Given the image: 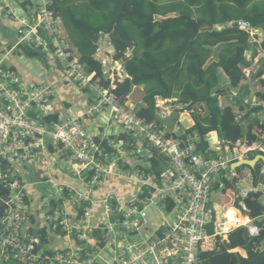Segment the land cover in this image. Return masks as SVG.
Instances as JSON below:
<instances>
[{
    "label": "built area",
    "instance_id": "obj_1",
    "mask_svg": "<svg viewBox=\"0 0 264 264\" xmlns=\"http://www.w3.org/2000/svg\"><path fill=\"white\" fill-rule=\"evenodd\" d=\"M57 1L22 0L21 15L15 13L17 6L6 5V18H12L21 26L15 47L11 51L0 47V264H102V254H106L112 264H198L201 252L213 251L217 239L227 240L233 230V225L228 224L230 211L224 221H218L210 208L212 190L226 192V183L231 182L235 204L238 203L235 210L242 214L248 212L246 199L264 200V184H254L250 167L232 170L236 163L264 156V98L243 99L230 90L238 120L249 113L251 119L258 120L259 126L254 132L257 139L233 143L211 132L207 136L209 156L206 157L197 152L198 135H188L189 128L182 129V119L173 131L178 138H167L165 126L161 129L147 123L137 115L134 106L120 103L115 92L118 84L133 80L126 64L133 59L135 48H128L118 59L109 39L108 49H97L95 58L101 64L108 87L102 80H95V74L88 73L62 30V20L55 16ZM233 25L248 35L249 42L264 58V30L248 21ZM24 48L52 56L74 84L92 95V103L77 113L68 114L63 121L49 120L55 91L46 85L28 86L16 70L4 65L8 54ZM243 73L247 79L251 77L250 71ZM182 108L176 100L156 97L157 116L161 121ZM103 113H107L132 141L143 142L156 150L168 170L158 176L141 167L127 169L123 166L124 160L132 151L124 143L107 136L100 141L89 137L83 121ZM185 114L192 116L189 112ZM49 142L56 147L70 174L84 180L88 178L92 188L102 187L110 176H120L140 182V196L130 203H121L116 196L108 194L101 201L108 224L95 228L89 222L94 201L87 195H70L66 187L50 180L55 192L41 201L43 227H28L32 186L24 180V172L36 166ZM261 172L264 174V167ZM168 198L174 199L176 216L163 236L143 244L120 243V231L128 235L139 233L148 224V209L165 212ZM61 202L73 203L82 209V214L70 217L59 207ZM245 227L251 237L260 236L264 215L258 222L250 220ZM43 231L47 239H43ZM96 232L100 233L97 239ZM51 235L75 241L77 246L55 249ZM260 249L264 251V243Z\"/></svg>",
    "mask_w": 264,
    "mask_h": 264
},
{
    "label": "trees",
    "instance_id": "obj_2",
    "mask_svg": "<svg viewBox=\"0 0 264 264\" xmlns=\"http://www.w3.org/2000/svg\"><path fill=\"white\" fill-rule=\"evenodd\" d=\"M222 5L217 7L216 2ZM231 2L232 10L247 8L249 0H59L55 4V16L60 18L66 30L71 48L78 54L80 63L88 73L95 74V80H102L101 64L96 60L100 38L108 39L116 51V58L125 55L128 48H135L134 57L126 64L133 80L118 84L115 94L120 103L127 104L134 87L144 86L143 104L136 107L137 115L147 123L161 129L164 122L157 116L156 97L175 99L182 109L178 114L192 113L195 125L187 130L188 135H198L197 152L209 156L207 136L211 132L229 142L247 139L255 141L254 135L259 122L251 119L250 113L240 121L233 106H220L219 96L228 91L239 90L241 96L251 94L248 85L243 84V68L250 67L245 53L251 49L248 35L236 25L216 29L219 24L233 21L224 2ZM26 8V5H24ZM237 6V7H236ZM198 11V18L193 16ZM222 20L216 19L219 14ZM248 21L255 28L264 30V14L255 9ZM262 26V27H261ZM216 56V59L214 58ZM218 71H222L227 85L216 90ZM264 76V66L254 79ZM264 86V81L261 79ZM264 98V92H257ZM175 111V112H176ZM49 120L52 121V118ZM167 138H178L170 131ZM156 155L151 159L152 171L160 176ZM254 159V158H252ZM264 162L252 169L254 184H264L261 172ZM89 179H87L88 182ZM227 187H233L227 182ZM248 216L258 222L264 215V200L257 198L244 201ZM167 212L175 208L168 201ZM238 205V204H237ZM82 209L80 214H82ZM244 223L248 219L244 218ZM260 224V223H259ZM212 233V230H210ZM43 239H47L45 231ZM98 236V233H95ZM264 229L258 237H251L245 227H240L228 235L227 241L217 239L216 248L211 252H201L198 264H264ZM242 249L247 257L233 250Z\"/></svg>",
    "mask_w": 264,
    "mask_h": 264
},
{
    "label": "crops",
    "instance_id": "obj_3",
    "mask_svg": "<svg viewBox=\"0 0 264 264\" xmlns=\"http://www.w3.org/2000/svg\"><path fill=\"white\" fill-rule=\"evenodd\" d=\"M6 5L17 6L15 8V13L18 15H21L22 11L20 8H18L17 0H0V47H2L5 51H11L18 42L19 36L17 34V31L19 30L21 25L17 21H14L12 18H6L5 15L8 9ZM220 28L221 27H219L218 30L222 29ZM65 36L69 41L68 35L65 34ZM69 44L71 46L70 41ZM250 47L251 49L245 53V57L246 60L251 64V66L243 68V71H250L251 77L249 79L245 77L243 84L249 86L251 94L245 97L240 95L239 90H234L243 99L258 97L256 95L257 92H264V86L261 82V79L263 80L264 76H262L261 79H254L256 75L255 67H257L260 63V60L264 58L257 54L255 46L251 43ZM74 52L78 57L76 51ZM25 57H27L28 60H24ZM30 61H36V64H31ZM4 65L16 70L22 76L28 86L46 85L55 91L56 96L52 99L50 104V114L53 121H63L67 118L68 114L77 113L83 110L93 101L92 95L80 89L76 84H74L61 70L58 63L52 56H46L39 51L37 52V50L35 49L24 48L21 51H14L8 54L6 56ZM256 83L259 84L255 85ZM144 89V86L134 87L132 93L128 97L127 104H129L130 106H134L135 108L142 105L143 98L145 96ZM135 92H138V96H134ZM225 100L227 101V103H224ZM219 102L222 108H224L223 103L226 104L225 107L235 106L234 103L230 100V96L228 93L226 95L219 96ZM221 103L223 106L221 105ZM234 111L237 114V111ZM176 115L177 117H175V119H172L174 117L173 113L168 119L163 121L164 126L167 128V131L173 133V131H175L178 127V121L181 119L182 129H184V127L190 129L195 125L192 116L185 113ZM169 122L171 124L174 123V125L171 127L168 124ZM83 123L89 137L100 141L107 136L112 141L124 143L125 147L132 151V155L124 160L123 166L127 169L133 170L141 167L143 169H146L147 171L153 172L151 170V159L156 155V153L158 154L157 161L158 158L163 160L161 155L156 150L150 148L147 144L143 142L132 141L122 128L113 123L112 119L107 113H103L96 118L86 119L83 121ZM55 148L56 147H54V145L49 142L45 151L39 155L36 166L33 168L36 170V173L33 174L32 172H30V170L24 172V180L32 186L29 190L31 210L28 227L36 226L41 228L44 224V211L41 208V201L43 197L37 191V186L41 185L42 182L31 181V177L33 175L41 176L45 181L44 183L46 184L51 185L48 182L51 180L55 184L66 187L67 193L70 195L81 194L89 196L94 201L89 222L90 225L95 228L105 227L108 224V217L101 202L108 194L116 196V198L121 203H130L140 196L142 192V185L140 184V182L134 179H126L120 176H110L106 179L102 187L92 188L87 182L88 178L84 180L70 174L68 168L64 165L62 157L57 154ZM43 161L46 162L45 165L42 164ZM160 175H162L161 172ZM233 190L234 186L228 188V191L226 192H221L216 189L212 190L209 203L210 208L214 211L215 217L218 221H224L226 219L225 215H227V212L230 211L228 216L231 217V222H229L228 224L233 225L232 231L240 227H245L251 220L247 213L242 214L235 210V207H238V203L235 204V199L232 193ZM169 200L173 201V203L175 204L173 198H168V201ZM59 207L62 210H65V212L72 218L80 214V209L71 202H61L59 204ZM150 209H155L157 212H159L160 221L153 220L151 229L149 230L148 225ZM174 210L175 208L172 212H167V209H165V212H161L156 208H149L147 226L141 229L139 233L133 235H128L127 233L120 231L118 240L120 239L121 244H143L149 240L163 236L164 232H166L167 230V227L171 225L175 220L176 214ZM244 218H247L249 220L248 223L243 224L239 222ZM210 230H212L213 233L212 226L210 227ZM143 231L145 232V235H142ZM97 233L98 235H100L99 232ZM51 236L55 249L77 246V243L75 241L66 240L60 235ZM133 237H139L141 240L138 242H130L129 239ZM97 238L98 236H95V239ZM221 240L227 241L226 239ZM91 243L95 245V240L92 239ZM232 253H239L241 256L247 257L246 252L242 249L233 250ZM100 260L102 264H112V260L107 257L106 254H102L100 256Z\"/></svg>",
    "mask_w": 264,
    "mask_h": 264
},
{
    "label": "rangeland",
    "instance_id": "obj_4",
    "mask_svg": "<svg viewBox=\"0 0 264 264\" xmlns=\"http://www.w3.org/2000/svg\"><path fill=\"white\" fill-rule=\"evenodd\" d=\"M250 2L248 3V6H247V8H245V9H243V10H239V11H236V9L234 8L233 10H232V5H234V4H230L229 2H224V5H227L228 7H229V9L227 10L228 11V13L231 15V17H232V19H233V21L230 23H225V24H219L218 26H216V29H218L219 27H221V28H228V27H231L233 24H235V23H237L239 20H241V19H244L245 17H252V14L254 13V10L255 9H260L261 10V12L264 14V0H249ZM23 2H22V0H18V2H17V4H18V8H21L20 7V4H22ZM216 4H217V7H219L220 8V6L222 5V3H220V1H217L216 2ZM237 7V6H236ZM23 15H25V14H23ZM22 15V16H23ZM26 16V15H25ZM193 16L195 17V18H198V11L197 10H195V9H193ZM222 18H223V15L220 13L218 16H217V18L216 19H219L220 21L222 20ZM264 25V24H263ZM262 27V26H261ZM220 28V29H221ZM62 30H63V32L65 33V34H67L66 33V30H65V28L62 26ZM260 30H261V28H260ZM17 34H18V31H17ZM108 40V38L107 37H102V39L100 38V40H99V42H98V45H97V49L98 48H102L103 50H105V49H108L109 48V42L107 41ZM11 46H12V44H11ZM255 50H257V49H255ZM38 52V51H37ZM258 54V53H257ZM215 59H216V56L214 57ZM24 60H28V58L27 57H25L24 58ZM30 63L31 64H36V61H30ZM263 66H264V59H261L260 60V63L258 64V66L257 67H255V71H256V73L261 69V68H263ZM219 73H218V75L220 76L219 77V82H218V86L213 90V93H215L216 92V90H218V89H220V88H222V87H225L226 85H227V79L224 77V75H223V73H222V71H218ZM259 83H256L255 85H258ZM145 88V87H144ZM228 94H229V96H230V91H228L227 92ZM135 95L134 96H138L137 94H138V92H135L134 93ZM144 94H145V89H144ZM252 99V98H251ZM224 100V99H223ZM227 103V101L225 100L224 101V103ZM223 103V105H224V107H225V105L226 104H224ZM221 105H222V103H221ZM222 105V106H223ZM176 114H178V112L176 111H174V117L172 118V119H175V117H177V115ZM242 119H240V121H241ZM171 127L174 125V123L173 124H171L170 122L168 123ZM185 128V127H184ZM30 172H32L33 174L34 173H36V170L35 169H31L30 170ZM31 181H33V182H42V184L41 185H38L37 186V191H38V193L40 194V195H42V197H48L49 195H51L52 193H54L55 192V190H54V188L51 186V185H49V184H46V183H44L45 181L42 179V177L41 176H36V175H33L32 177H31ZM155 221V220H158V221H160V214H159V212H157L155 209H150V211H149V225H148V227H149V230L151 229V226H152V221ZM145 232H146V230H145ZM145 232L143 231V233H142V235H145ZM141 239L139 238V237H133V238H131V239H129V241L130 242H138V241H140Z\"/></svg>",
    "mask_w": 264,
    "mask_h": 264
},
{
    "label": "water",
    "instance_id": "obj_5",
    "mask_svg": "<svg viewBox=\"0 0 264 264\" xmlns=\"http://www.w3.org/2000/svg\"><path fill=\"white\" fill-rule=\"evenodd\" d=\"M188 154H190V153H188ZM158 161H159L160 172H161V174H164L168 170V165L160 158H158ZM260 161L264 162V156H256L252 160H247L244 162L236 163L232 166V170L235 171L237 168L242 167V166H247V167H250L251 169H255L257 164Z\"/></svg>",
    "mask_w": 264,
    "mask_h": 264
},
{
    "label": "bare ground",
    "instance_id": "obj_6",
    "mask_svg": "<svg viewBox=\"0 0 264 264\" xmlns=\"http://www.w3.org/2000/svg\"><path fill=\"white\" fill-rule=\"evenodd\" d=\"M243 220H244V219H241L239 222L245 224Z\"/></svg>",
    "mask_w": 264,
    "mask_h": 264
}]
</instances>
